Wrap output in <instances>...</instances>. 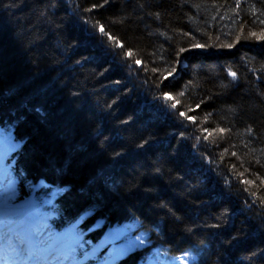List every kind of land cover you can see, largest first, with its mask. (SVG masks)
I'll list each match as a JSON object with an SVG mask.
<instances>
[{
  "label": "trees",
  "instance_id": "trees-1",
  "mask_svg": "<svg viewBox=\"0 0 264 264\" xmlns=\"http://www.w3.org/2000/svg\"><path fill=\"white\" fill-rule=\"evenodd\" d=\"M262 21L264 0H0V125L21 174L67 190L68 226L145 234L119 264L155 249L264 264Z\"/></svg>",
  "mask_w": 264,
  "mask_h": 264
},
{
  "label": "rangeland",
  "instance_id": "rangeland-1",
  "mask_svg": "<svg viewBox=\"0 0 264 264\" xmlns=\"http://www.w3.org/2000/svg\"><path fill=\"white\" fill-rule=\"evenodd\" d=\"M4 134H5L6 139H9V138L11 139V137H10L11 134L10 133H6L5 132ZM17 146H19V144H17ZM58 192L59 191L56 190V192L52 195L51 199L49 200V203H51V201L55 200L56 196L58 195ZM8 193L9 194L6 197V199H8V198L9 199H13V198L20 197V194H18V192L16 190H14L13 187H11V189L9 190ZM2 202H4V201H2ZM122 233H124L126 235H129L130 233H133V232H131L130 230H127V228H126L125 231H123ZM74 234H76V231L73 228V229L70 230V234L66 238V241H68V239L70 241V237H73ZM66 241L63 243V245H65ZM132 242H131L130 245H121V246H119L117 249L122 248V247H126V246H129V249H126V251L124 250V253L122 254V256L121 257H116V258H124V257H126V254H128L131 251H134V249L138 245L143 246V245L147 244L146 243V239L144 237H140V236L134 238V241H132ZM103 243L106 244V242H103ZM59 247L64 248V247H67V246H59ZM96 249H99V247H97ZM153 254L154 255H152V257L149 259V261L146 264H194L198 260V255L195 252L182 255V257H180V258H171L168 253L164 252L161 249L155 251Z\"/></svg>",
  "mask_w": 264,
  "mask_h": 264
},
{
  "label": "snow or ice",
  "instance_id": "snow-or-ice-1",
  "mask_svg": "<svg viewBox=\"0 0 264 264\" xmlns=\"http://www.w3.org/2000/svg\"><path fill=\"white\" fill-rule=\"evenodd\" d=\"M262 23H264V21H262ZM99 31H100V33H101L102 35L107 36L109 40H113V39H114V37H112L111 35H109V34L105 31V29L103 28V26H100V27H99ZM251 35H252V36H256L257 34L253 32V33H251ZM257 38H258V39H264V34H261V35H260L259 37H257ZM114 46H116V47H121V48L123 47V45L120 44L118 41L116 42V44H115ZM197 47H200V46L197 45ZM228 47H231V45H228ZM127 55H128L129 57H131L133 54H132L131 52H128ZM135 63H136L137 65H139V64H140V61L137 60V61H135ZM153 71H155V69H153ZM171 74H172V73L169 72V73H168V76H170ZM229 75L232 76L233 79H236V75H237V74H236L235 72H229ZM168 76H165L164 79H168ZM181 95H182V94H181ZM163 99L166 100V101H175V102H173V103L170 104V107L173 108V109H175V108L177 107V104L180 103L179 100H177L175 97H173V96H171V95H168V94H165L164 97H163ZM193 110H194V109H189V111H193ZM179 115H180V116H184L186 119H189V120H193V121L195 120L194 117L188 116L185 112H180ZM219 131H220V132H223L224 129H220ZM210 135H211V133H210Z\"/></svg>",
  "mask_w": 264,
  "mask_h": 264
},
{
  "label": "bare ground",
  "instance_id": "bare-ground-1",
  "mask_svg": "<svg viewBox=\"0 0 264 264\" xmlns=\"http://www.w3.org/2000/svg\"><path fill=\"white\" fill-rule=\"evenodd\" d=\"M74 7H76V4H75V3L71 4V9L74 8ZM72 10H73V9H72ZM45 179H46V178H45ZM46 180H47V179H46ZM9 208H10L9 212H11V213H12V212L15 213V210H16V211L18 210V207L15 208L14 206L9 207ZM9 208L6 207V206H4V205H2V206H0V211H1V210H2V211H7ZM26 219H27V218H26L25 216L21 217V218H20L21 223L23 224L24 221H25ZM6 221H7L8 223L12 224V222L14 221V218H11V217L5 218L3 222H6ZM81 224L83 225L82 222H81ZM82 230H83V227H82V226H80V227H78V228H75V231L78 233V235H81ZM109 236H111V238H114V236H116V234H115V233H112V234H110ZM62 240H64V239H62ZM91 242H92L91 245H96V244H98L94 238L91 239ZM58 243H59V242H58ZM56 245H57V246H56ZM56 245L53 247V250L47 251V252L45 253V255H47V257H48V254H49V255H52L54 252H56V250H57V248H58V244H56ZM117 251L119 252V250H117ZM117 255H118V256H121V253H119V254H117ZM138 264H143V262H139Z\"/></svg>",
  "mask_w": 264,
  "mask_h": 264
}]
</instances>
